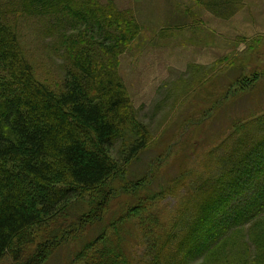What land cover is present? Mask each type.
I'll return each instance as SVG.
<instances>
[{"label":"trees","instance_id":"trees-1","mask_svg":"<svg viewBox=\"0 0 264 264\" xmlns=\"http://www.w3.org/2000/svg\"><path fill=\"white\" fill-rule=\"evenodd\" d=\"M241 1L214 13L231 16ZM69 14L81 25L58 33L63 74L53 86L35 72L19 23H65ZM139 30L131 11L112 2L0 0V260L9 254L19 264H41L64 238L73 243L102 222L111 199L129 186L143 195L82 244L70 264H233L234 233L244 226L253 230L255 252L248 258L246 251L240 264H264V110L232 123L225 154L215 158L234 159L229 171L212 181L218 169L203 165L167 180L161 196L178 199L167 219L149 172L116 188L150 140L117 71ZM259 79L264 72L232 83L253 87ZM77 203L87 209L73 215ZM126 233L136 239L128 252Z\"/></svg>","mask_w":264,"mask_h":264},{"label":"rangeland","instance_id":"rangeland-1","mask_svg":"<svg viewBox=\"0 0 264 264\" xmlns=\"http://www.w3.org/2000/svg\"><path fill=\"white\" fill-rule=\"evenodd\" d=\"M97 1L112 2L117 10L131 11L140 27L136 39L120 54L117 71L138 119L149 130L150 140L129 162L127 180H117L116 188L128 186L125 183L149 172L150 190L158 194L168 179L182 172L204 171L203 165L218 169H211L212 181L222 169L229 171L234 159L224 156L220 163L215 158L225 154L232 123L264 110V80H257L253 87L233 84L239 76L264 72V0H242L231 16L214 13L225 11L230 0ZM46 19L45 25L37 18L23 20L19 33L37 75L55 86L62 78L64 61L58 33H77L81 24H74L70 14L65 23ZM52 25V31H48ZM118 146L117 142L113 147L114 155ZM129 188L111 199L102 222L87 226L73 243L65 245L64 238L41 264H70L81 245L134 205L136 195L144 190L134 193ZM161 192L154 202L165 214L161 215L165 220L178 199L161 196ZM84 209L87 208L82 203H77L72 213L77 215ZM125 227L129 230L128 225ZM252 231L248 226L235 231L230 248L233 264L244 262L246 251L248 258L253 256L255 245L248 237ZM39 241L36 238L31 250ZM135 241L132 234L126 233L127 252ZM0 264L19 262L6 254Z\"/></svg>","mask_w":264,"mask_h":264}]
</instances>
